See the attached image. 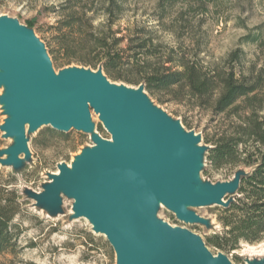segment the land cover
I'll use <instances>...</instances> for the list:
<instances>
[{"label": "water", "instance_id": "water-1", "mask_svg": "<svg viewBox=\"0 0 264 264\" xmlns=\"http://www.w3.org/2000/svg\"><path fill=\"white\" fill-rule=\"evenodd\" d=\"M0 86L8 115L0 129L14 140L0 150V164L19 170L31 159L27 128L28 134L43 126L75 129L91 134L95 143L75 156L72 167L60 163V174H49L52 181L43 192L26 190L38 207L56 216L63 212L62 194L75 199L71 218H88L112 245L117 264H232L226 253L214 254L199 234L157 213L163 205L184 222L210 226L192 208L227 207L247 171L216 184L203 181L200 172L211 146H199L200 135L155 106L145 85L114 82L101 65L57 73L34 29L5 15L0 16ZM92 111L112 141L95 132ZM247 262L264 264V258Z\"/></svg>", "mask_w": 264, "mask_h": 264}, {"label": "rangeland", "instance_id": "rangeland-1", "mask_svg": "<svg viewBox=\"0 0 264 264\" xmlns=\"http://www.w3.org/2000/svg\"><path fill=\"white\" fill-rule=\"evenodd\" d=\"M0 0V16L18 19L22 24L34 21L36 35L47 45L53 66L59 70L77 65H61L58 43L54 37L61 22L70 19L72 10H79L74 19H70L74 28L81 26L89 32L88 17L82 10L93 8L97 14L92 20L94 26H105L107 17L103 4L107 0ZM158 0H125L112 29L117 36H130L136 28L146 26V38L155 45H160L155 58H167L172 47L174 56L185 53L196 59L204 67L227 68L235 64L238 71L264 78V43L246 39L248 34L262 33L264 38V0H177L173 8H169L160 19L157 8ZM203 5L207 9H203ZM73 6V7H69ZM190 8V9H189ZM133 36V35H131ZM259 36V35H258ZM127 41H123L125 45ZM240 50L239 61H230L233 52ZM80 66V65H79ZM121 83V82H118ZM264 88V86H263ZM155 106L167 113L171 118L180 121L188 132L194 131L201 136L199 146L206 140H214L218 134L228 128L235 119L225 113H216L209 105H200V100L187 90L161 92L164 101L152 96L146 90ZM4 87L0 86V97ZM264 95V89L261 93ZM264 104V103H263ZM264 114V110L261 112ZM8 117L0 103V126ZM95 132L112 141L111 134L104 127L99 115L92 111ZM49 129L56 132L51 136ZM0 129V150L6 149L14 142L13 138H5ZM28 146L31 159L26 160L24 167L16 170L13 165L0 164V184L9 187L21 196L19 213L13 220L17 233L15 245L0 253V264H117L115 251L105 235L96 233L93 225L86 217L71 218L75 199L62 194L63 212L56 216L49 214L44 208L36 205L34 198L28 197L27 189L36 193L44 191V184L51 182L49 174H60L59 164L65 162L72 167L75 156L82 153L87 146H95L91 134L78 130L63 132L51 126H43L38 131L28 134ZM40 140L43 144H36ZM5 158L7 155L4 156ZM23 154L21 158H25ZM250 168L226 165L215 168L209 163L206 153L204 169L200 172L203 181H229L236 171ZM198 215L208 219L210 226L202 223H187L177 218L175 212L161 206L157 216L173 226H181L199 234L206 242V237L222 229L218 215L221 205H208L192 208ZM217 254L221 250L209 246ZM226 253L232 264H249L247 260L264 258V239L257 243L241 242L240 247Z\"/></svg>", "mask_w": 264, "mask_h": 264}, {"label": "trees", "instance_id": "trees-1", "mask_svg": "<svg viewBox=\"0 0 264 264\" xmlns=\"http://www.w3.org/2000/svg\"><path fill=\"white\" fill-rule=\"evenodd\" d=\"M124 1L107 0L103 4L107 24L101 27L94 26L92 21L96 10H82L85 16L92 12L88 17L90 30L87 33L81 26L74 28L70 19H74L79 10H72L70 19L61 22L57 28L59 33L54 37L59 45L60 64L76 63L93 69L101 65L112 81L130 86L143 84L161 102L164 101L161 92L187 90L200 100V105H209L214 112L233 117L235 121L217 138L206 140L211 146L206 157L215 168L233 165L250 170L242 177L234 200L227 207L223 206L217 217L222 229L206 237V244L222 252H232L241 242H261L264 239V114L261 113L264 110V95L261 94L264 78L254 75L253 70L238 71L235 64L227 68L204 67L185 53L174 56V47L167 58H155L160 45L146 38V26L136 28L130 36H117L119 31L112 29L118 18L115 9L121 11ZM176 2L158 0L159 18L163 19V14ZM202 7L207 9L205 5ZM34 25V21L28 22L29 27ZM261 35L245 37L263 45ZM125 40L127 43L122 45ZM47 50L49 55L55 53V50ZM239 51L231 54L230 61H239ZM49 131L51 136H56L54 130ZM36 144L43 143L37 140ZM20 198L16 190L0 184V253L15 245L17 233L13 220L19 213Z\"/></svg>", "mask_w": 264, "mask_h": 264}]
</instances>
